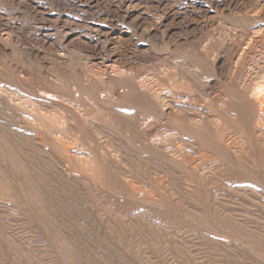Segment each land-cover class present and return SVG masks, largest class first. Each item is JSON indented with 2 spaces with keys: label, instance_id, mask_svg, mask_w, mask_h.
Here are the masks:
<instances>
[{
  "label": "rangeland",
  "instance_id": "374dc122",
  "mask_svg": "<svg viewBox=\"0 0 264 264\" xmlns=\"http://www.w3.org/2000/svg\"><path fill=\"white\" fill-rule=\"evenodd\" d=\"M0 264H264V0H0Z\"/></svg>",
  "mask_w": 264,
  "mask_h": 264
}]
</instances>
